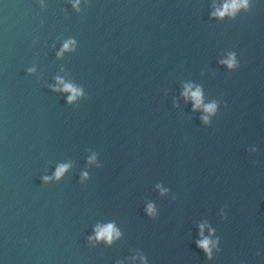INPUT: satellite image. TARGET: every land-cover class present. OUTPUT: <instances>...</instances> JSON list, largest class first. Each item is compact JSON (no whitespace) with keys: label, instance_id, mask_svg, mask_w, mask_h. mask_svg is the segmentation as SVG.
<instances>
[{"label":"water","instance_id":"water-1","mask_svg":"<svg viewBox=\"0 0 264 264\" xmlns=\"http://www.w3.org/2000/svg\"><path fill=\"white\" fill-rule=\"evenodd\" d=\"M229 2L0 0V264H264V0Z\"/></svg>","mask_w":264,"mask_h":264},{"label":"clouds","instance_id":"clouds-1","mask_svg":"<svg viewBox=\"0 0 264 264\" xmlns=\"http://www.w3.org/2000/svg\"><path fill=\"white\" fill-rule=\"evenodd\" d=\"M77 2H78V0H77ZM247 7H248V0H230L229 3H225L223 5L222 10L218 9L217 12L214 13V15H218L220 17H223L225 14H234L237 10H239L241 8L246 9ZM72 43H73L72 41L65 43L63 50L69 49V47ZM221 63L226 64L229 68L235 67L236 66V60H235L234 54H230L229 58L227 60L221 61ZM64 91H69V92L73 93L72 96H69V102H71V100H73L76 95L80 94L78 89H75L71 85H67V84L64 86ZM185 95L186 96L188 95L187 90L185 92ZM191 96L195 100L196 107H199L201 102H202L201 101V92H200L199 88H197L196 91L191 92ZM215 110H216V104L215 103H211V104H208L207 106H205V111L207 113H214ZM202 119L206 123L208 122L207 116L203 117ZM92 159L94 160L95 157L93 156ZM66 168H67V165H61L55 173L56 178H59L65 172ZM85 176H86V174H85ZM48 179H49L48 177H45V180H48ZM147 211H148L149 215L153 214L154 209H153V206L151 204L148 206ZM202 228H203V226H201V229ZM118 235H119V233L116 230L115 226L113 224H108L102 228L98 227L96 230L95 237H90L89 241H91L92 239H95L97 241L105 240L108 243H111L113 237L118 236ZM201 235H203L202 231H201ZM211 243L212 242L207 238H204V239L197 242L198 246L200 248H202L209 255V258L211 257V250H210V244Z\"/></svg>","mask_w":264,"mask_h":264}]
</instances>
